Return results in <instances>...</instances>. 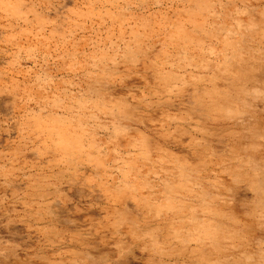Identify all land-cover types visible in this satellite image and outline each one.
<instances>
[{
	"label": "rangeland",
	"instance_id": "obj_1",
	"mask_svg": "<svg viewBox=\"0 0 264 264\" xmlns=\"http://www.w3.org/2000/svg\"><path fill=\"white\" fill-rule=\"evenodd\" d=\"M0 264H264V0H0Z\"/></svg>",
	"mask_w": 264,
	"mask_h": 264
}]
</instances>
